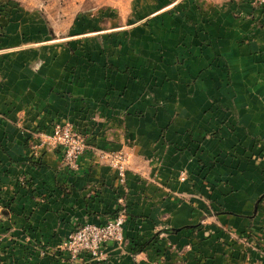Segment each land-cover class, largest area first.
Wrapping results in <instances>:
<instances>
[{
	"label": "crops",
	"instance_id": "1",
	"mask_svg": "<svg viewBox=\"0 0 264 264\" xmlns=\"http://www.w3.org/2000/svg\"><path fill=\"white\" fill-rule=\"evenodd\" d=\"M198 2L119 44L0 22V264H264V16ZM85 115L92 143L128 154L124 183L90 149L75 170L32 147ZM121 200L125 238L103 259L60 249Z\"/></svg>",
	"mask_w": 264,
	"mask_h": 264
},
{
	"label": "rangeland",
	"instance_id": "2",
	"mask_svg": "<svg viewBox=\"0 0 264 264\" xmlns=\"http://www.w3.org/2000/svg\"><path fill=\"white\" fill-rule=\"evenodd\" d=\"M199 0H0L1 29L6 21L20 22L41 20L53 35L67 38L76 47L84 45V41L94 38L98 44H119L122 38L132 29L144 27L149 30L153 25L167 27V16L172 11L190 9L191 6L199 7ZM264 16V6L258 0H249ZM186 4H191L186 7ZM166 17V20H163ZM255 18V17H254ZM137 35H130V38ZM92 43V42H91ZM96 44V42H95ZM88 115L79 116L72 120H60L70 123L84 138V152L90 149L97 163H106L118 172L120 183H124L126 172L129 169L128 154L121 150H112L92 143L96 137L84 129L89 123ZM96 122V121H95ZM88 124H86L87 127ZM95 135V134H94ZM94 138V139H93ZM92 143V144H91ZM122 154L127 157V166L124 172L115 164V155ZM81 157V156H80ZM79 162V161H78ZM68 167V166H67ZM70 168V167H69ZM78 169V168H77ZM76 170V169H75ZM116 209L127 214V208L121 200Z\"/></svg>",
	"mask_w": 264,
	"mask_h": 264
},
{
	"label": "built area",
	"instance_id": "3",
	"mask_svg": "<svg viewBox=\"0 0 264 264\" xmlns=\"http://www.w3.org/2000/svg\"><path fill=\"white\" fill-rule=\"evenodd\" d=\"M264 6V0H258ZM36 142L32 147L47 144L51 147H59L63 152L64 164L72 169L78 168L80 156L84 153V138L70 123L56 121L52 125V131L36 134ZM115 164L124 172L127 166V157L118 154L114 157ZM127 214L119 211L113 219L106 223L85 222L78 225L67 236L61 245V250L67 251L72 259L89 256L101 260L105 257V245L109 242H123L125 238V224Z\"/></svg>",
	"mask_w": 264,
	"mask_h": 264
}]
</instances>
